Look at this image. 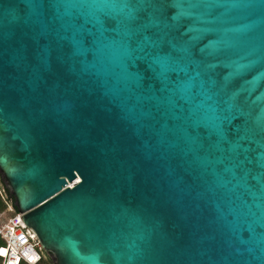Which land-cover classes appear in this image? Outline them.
Here are the masks:
<instances>
[{
	"label": "water",
	"instance_id": "95a60500",
	"mask_svg": "<svg viewBox=\"0 0 264 264\" xmlns=\"http://www.w3.org/2000/svg\"><path fill=\"white\" fill-rule=\"evenodd\" d=\"M0 175L54 264H264V0H0Z\"/></svg>",
	"mask_w": 264,
	"mask_h": 264
},
{
	"label": "built area",
	"instance_id": "2783aa9c",
	"mask_svg": "<svg viewBox=\"0 0 264 264\" xmlns=\"http://www.w3.org/2000/svg\"><path fill=\"white\" fill-rule=\"evenodd\" d=\"M7 212L5 222L0 224V237L5 246L0 248L1 264H38L43 258V250L34 230L22 219V213L13 209V202L4 190L0 191ZM4 250L5 253L1 254Z\"/></svg>",
	"mask_w": 264,
	"mask_h": 264
},
{
	"label": "trees",
	"instance_id": "16d2710c",
	"mask_svg": "<svg viewBox=\"0 0 264 264\" xmlns=\"http://www.w3.org/2000/svg\"><path fill=\"white\" fill-rule=\"evenodd\" d=\"M0 178H1V181L4 182L2 176L0 175ZM5 186V185H4ZM5 189V192L6 194L9 196V198L11 199V201L13 202V209L14 211H16V208L14 206V199H13V196L11 195L9 189L5 186L4 187ZM7 213L8 215L10 214L9 212H7V207H6V204L4 202V200L1 198L0 196V216L3 215V213ZM5 246V242L4 240L0 237V248L4 247ZM3 254V251L1 252ZM51 255L50 254H47L45 252H43V258L42 260L38 263V264H51ZM1 260L2 258L0 257V264H1ZM24 264V263H23Z\"/></svg>",
	"mask_w": 264,
	"mask_h": 264
},
{
	"label": "rangeland",
	"instance_id": "374dc122",
	"mask_svg": "<svg viewBox=\"0 0 264 264\" xmlns=\"http://www.w3.org/2000/svg\"><path fill=\"white\" fill-rule=\"evenodd\" d=\"M6 186L5 182L1 181V178H0V191L4 190V187ZM8 214L5 212L3 213V215L0 216V224H3L5 222V216H7ZM51 264H54V261H53V257L51 256Z\"/></svg>",
	"mask_w": 264,
	"mask_h": 264
},
{
	"label": "bare ground",
	"instance_id": "6f19581e",
	"mask_svg": "<svg viewBox=\"0 0 264 264\" xmlns=\"http://www.w3.org/2000/svg\"><path fill=\"white\" fill-rule=\"evenodd\" d=\"M78 181H79V180H77V182H78ZM2 251H3V253H5V251H4V250H2ZM2 251H1V252H2ZM1 254H2V253H1Z\"/></svg>",
	"mask_w": 264,
	"mask_h": 264
}]
</instances>
